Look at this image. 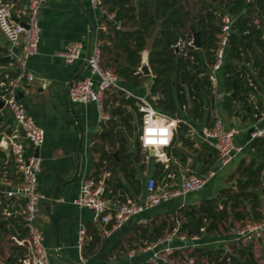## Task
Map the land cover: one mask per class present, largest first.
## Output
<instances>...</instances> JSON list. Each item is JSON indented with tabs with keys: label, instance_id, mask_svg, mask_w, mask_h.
Returning a JSON list of instances; mask_svg holds the SVG:
<instances>
[{
	"label": "crops",
	"instance_id": "crops-1",
	"mask_svg": "<svg viewBox=\"0 0 264 264\" xmlns=\"http://www.w3.org/2000/svg\"><path fill=\"white\" fill-rule=\"evenodd\" d=\"M15 2L17 7H21L27 3V0H15ZM113 19V14L109 13L103 4L94 7L90 0H47L39 13L40 50L28 61L27 67L33 75V80H26L28 92L22 90L23 96L20 99L27 113L45 130V143L39 150L42 170L39 173L38 182L40 190L47 195V198L39 203L37 224L49 248L51 264H139L149 261L150 253L139 250L146 241L137 234L139 227L151 229L154 224H160L165 219L169 221L184 206H197L204 198L218 196L221 188L228 187L227 179L232 175H238L237 169L242 162L248 163L254 158L260 161L263 157L253 148V140L245 147L243 153L219 170L217 152L206 142L201 141L198 136L205 127L213 124L214 115L218 113L226 125L235 126L240 130L235 139L236 143L246 144L249 140L248 134L256 120L250 116L249 109L245 108V100L253 101L264 108V73L261 66H255L253 61L233 60L232 62L238 67L246 70V74L238 84H234L229 90L222 68L218 72V85L213 88L214 101L210 106L205 107L201 118H194L190 105L180 108L183 114L190 117V120L177 122L172 145L165 149H157L155 155H150L149 151L145 152L142 149L141 160H136L132 164L135 172L129 177L118 170L127 188L124 195L127 194L138 202L146 199V182L149 177L153 176L159 183L164 184L165 181L167 183L177 181L182 174L203 175L211 170H218L206 185L208 192L205 195L197 194L199 192L191 193L163 202L134 216L122 227L113 230L109 236H101L100 231L103 226L94 222L93 211L88 207L76 205L74 199L79 193L82 180L93 176L96 171L95 163L99 159V152L95 145L103 142L100 134H103L104 126L108 122L100 123L94 103L78 105L69 101L70 82L75 77L86 75L88 70L83 59L67 64L60 53L67 44L82 40L85 44L83 56H86L96 42L102 45L103 41L99 40L100 32L107 31V23ZM12 48L16 52H21L22 45L12 47L8 38L0 31V77L5 78L6 74L13 76L18 70L9 55ZM262 52L260 47L255 54H261L264 63ZM249 55L252 56V53ZM227 56L228 54L225 63L228 61ZM243 57L246 58L247 55ZM144 58L149 61L148 50L143 52L142 60ZM247 74L257 88L250 86L246 78ZM150 76L154 79L153 74ZM123 81L126 80L120 78V84L132 93L131 98L147 97L153 100L154 97L150 95V92L143 95L133 93L125 87ZM3 89L0 85V95ZM115 92L116 90L108 92L106 97L107 110L111 112V115L112 108L117 106L118 102L113 106L108 105L107 102ZM223 92L225 95L217 99L216 96ZM232 93L236 94L233 113L224 106L227 95L232 96ZM166 114L177 118L176 115ZM13 122L14 119L8 107L5 105L4 108H0V141L3 139L0 152L4 156L0 157V264H18L28 252L26 243L28 232L19 212L23 200L18 196H7V192L14 190L22 180L13 156L5 145ZM180 123L188 127L181 132L186 136V141L180 138ZM256 125L263 128L264 121ZM136 128L135 130L140 132L141 117ZM131 139V149L135 151V139L133 142ZM107 149L110 147L107 146ZM163 153L167 157L166 160H161L159 157ZM146 154H149L148 159L145 157ZM151 158H155L156 161L151 162ZM158 162L161 164L158 165ZM162 165H164V173L161 177H157ZM101 177L104 182L105 179L107 181L113 179L115 175L110 169L104 168ZM105 185L106 183L101 185L102 197L112 201L123 197L120 190L116 193L111 190L105 192ZM109 193L112 195L111 198ZM5 209L11 212V215H6ZM82 227H85L86 234L80 243L79 232ZM16 239L25 243L21 244ZM262 241L255 242V246L259 244L257 246L259 250L263 246ZM130 248L138 249L137 255L132 259L128 256Z\"/></svg>",
	"mask_w": 264,
	"mask_h": 264
},
{
	"label": "built area",
	"instance_id": "built-area-1",
	"mask_svg": "<svg viewBox=\"0 0 264 264\" xmlns=\"http://www.w3.org/2000/svg\"><path fill=\"white\" fill-rule=\"evenodd\" d=\"M46 2L47 0H27L26 4L17 7L15 0L0 1V31L8 38L12 47L22 45L21 52H16L12 48L9 53L18 68L16 74L14 76L4 75L6 81L0 83L4 88L0 97L5 101L14 119L5 145L12 154L22 178L21 183L14 190L7 192V196H18L23 200L19 212L28 232L26 239L28 252L18 264H51L49 248L37 224L39 203L46 199L47 195L39 188L38 176L42 170V159L35 151L45 143V130L27 113L24 103L17 97L18 90L28 92L26 80H33L27 64L29 59L38 54L40 50L39 13ZM90 2L94 7L102 5V0H90ZM215 13L220 17L221 30L218 34L217 47L214 50V62L208 72L212 88L218 85V72L225 64L227 48L236 20V16L229 11H215ZM253 21L255 25H260L259 16H256ZM188 46H194L193 36L179 41L175 48L178 47L180 51ZM84 48V42L77 40L67 44L60 53L67 64L83 59L88 70L86 75L76 77L72 81L68 90V98L71 103L78 105L94 103L100 123H107L112 118L106 106L108 92L122 91L125 98H131L133 95L120 84V77L112 68L103 66L102 51L98 42L92 45L86 56H83ZM246 78L251 87L257 88L249 74ZM10 85L13 86V90L8 91ZM136 104L141 113L139 140L143 151L148 152L150 148H154L157 154V149L170 147L179 119L162 112L150 98L138 97ZM256 109H258L257 106ZM254 116L256 121L250 132L251 136L243 145L235 141L240 130L235 126L226 125L218 113L214 115L213 124L198 133L199 139L217 152L219 170L243 153L245 147L253 140L264 137V127L259 128L256 125L264 121V108ZM161 132L165 134L160 135ZM0 145H3V139ZM145 157L148 159L149 154ZM159 157L161 160L167 159L164 153ZM217 171L211 170L203 175L186 173L180 175L177 181L171 183L165 181L164 184L159 183L153 176L149 177L146 182L147 196L143 202H138L127 194H123V197L116 201L104 198L100 194L101 185L104 182L89 176L82 180L74 203L93 211L94 222L103 226L100 235L106 237L113 230L122 227L134 216L147 209L203 190ZM4 213L11 215L7 209ZM169 221L172 223L168 225L162 236L152 242L144 241L139 248L141 252L150 253L149 261L139 264H244L239 251L245 246L264 240V220L248 223L239 228L233 227L228 232L209 231L207 225L202 226L199 232H191L183 227L184 219L179 213L173 215ZM85 234L86 229L82 227L79 232L80 243ZM18 242L25 243V241ZM209 246L212 248L207 249ZM137 251L138 249L135 248L128 249L130 259L137 255Z\"/></svg>",
	"mask_w": 264,
	"mask_h": 264
},
{
	"label": "trees",
	"instance_id": "trees-1",
	"mask_svg": "<svg viewBox=\"0 0 264 264\" xmlns=\"http://www.w3.org/2000/svg\"><path fill=\"white\" fill-rule=\"evenodd\" d=\"M192 2L197 7L196 13L192 11ZM102 4L114 17L107 23L108 30L101 31L99 35V40L103 41L100 45L103 66L112 68L126 81L138 79L142 75L139 70L142 54L148 50L149 65L154 75L150 89V95L154 97L152 101L170 115H176L178 108L190 105L191 114L198 119L203 116L205 107L214 101L208 72L214 62V50L221 30L220 17L215 11H229L236 16L229 41L228 61L223 66L228 89L231 90L246 74L245 68L238 67L233 60L253 61L255 66H261L264 73L263 56L255 54L260 47L264 54V0H103ZM256 16L260 17V25L254 24ZM193 31H199L202 46H188L177 51L175 45L192 37ZM245 54L246 58L243 57ZM3 81L6 79L0 77V83ZM116 102L118 105L112 108V118L100 134L103 142L95 145L99 159L95 163L93 177L101 181L104 168L110 169L115 177L107 181L105 192L120 190L124 194L127 188L118 170L129 177L135 172L132 164L141 160L140 132L135 130L141 113L137 99L125 98L122 91H116L107 104L113 106ZM234 102L235 98L231 95H227L224 101V106L231 113ZM244 106L253 119L254 114L262 109L248 99ZM187 128L180 125V138L184 141L186 136L181 132ZM131 138L135 139V151L131 149ZM252 146L263 159L242 162L237 169L238 177L231 176L232 181L235 180L234 186L230 184L221 188L218 196L204 198L197 206L188 205L179 209L185 229L199 232L202 226L207 225L209 231H214L221 226H232L234 220L242 221L250 217L256 221L264 220V138H256ZM115 151L117 155L113 154ZM0 157H4L1 152ZM163 169L164 165L157 177L162 176ZM170 223L165 219L151 229L139 227L137 234L141 239L152 242L162 236ZM239 253L244 258V264H259L252 244Z\"/></svg>",
	"mask_w": 264,
	"mask_h": 264
},
{
	"label": "rangeland",
	"instance_id": "rangeland-1",
	"mask_svg": "<svg viewBox=\"0 0 264 264\" xmlns=\"http://www.w3.org/2000/svg\"><path fill=\"white\" fill-rule=\"evenodd\" d=\"M191 7H193L192 8L193 9L192 10L193 13H196L197 7L193 4V2H192V6ZM223 9H225V8H223ZM142 75H143V73H142ZM142 75L140 76V79L138 78V79H133V80H128V81H123V84L125 85V87L130 89L133 93H137V94L139 93V94L143 95L146 92H150V88H151L153 77L150 76V75H145L143 77ZM131 141L133 142L134 139H131ZM261 159H263V157ZM152 161L155 162L156 161L155 158H151V162ZM234 178L236 179L237 175H235ZM227 182H228L227 186L229 187L230 184L235 182V180L232 181V178H229V179H227ZM205 188L203 190H201V192L199 191V193H197V192L196 193L199 194V195H205L208 192V187L206 189ZM231 220H232V217H231ZM232 222H233L232 226H229V225L221 226V228L219 229V232H222V231L223 232H228V231H231L233 227L234 228H239V227L245 226L248 223L258 222V221H256V219L254 217H250V218H246L245 220H242V221L234 220ZM261 243H262L263 246H261L260 250H259V247H257L259 244L255 246V244L253 243L252 245H253L254 256H255L257 262L259 264H264V240ZM211 248L212 247L209 246L207 249H211ZM241 259L244 260V258H242V257H241Z\"/></svg>",
	"mask_w": 264,
	"mask_h": 264
},
{
	"label": "water",
	"instance_id": "water-1",
	"mask_svg": "<svg viewBox=\"0 0 264 264\" xmlns=\"http://www.w3.org/2000/svg\"><path fill=\"white\" fill-rule=\"evenodd\" d=\"M193 45H194L196 48H200V47L202 46V42H201V40H200V34H199V31H193ZM176 50L179 51V48L176 47ZM139 70H140L144 75H152V71H151V68H150V66H149V61H148V59L144 58V59L142 60V63H141V65H140V67H139ZM75 78H76V77H75ZM75 78H74V79H75ZM74 79H73V80H74ZM73 80H72V81H73ZM72 81L70 82V85H71ZM8 89H9L10 91L13 90V86L10 85ZM224 95H225L224 92H223V93H220V94H218V95L216 96V98L219 99V98L223 97ZM22 96H23L22 91H17V97H18V98H21ZM232 96L235 97L236 94H235V93H232ZM5 105H6L5 101H4L3 99L0 98V108H4ZM176 116H177V118H178L179 120H181V121H182V120H185V121H189V120H190V117H189L188 115L183 114V112H182V110H181L180 108L177 109ZM136 129H137V128H136ZM252 130H253V129H251L250 132H251ZM250 132H249V134H248L249 138H250V136H251V135H250ZM39 150H40V148H37L36 151H35V153H36L37 155H39ZM149 153H150V155H155V149H154V148H150V149H149ZM114 155H117V152H114ZM237 180H240V178H238ZM104 183H107V179H105ZM232 185L234 186V185H235V182H233ZM102 191H103V190L101 189L100 194H102ZM111 196H112L111 193H109V197H110V198H111ZM222 202H223V200H222Z\"/></svg>",
	"mask_w": 264,
	"mask_h": 264
},
{
	"label": "clouds",
	"instance_id": "clouds-1",
	"mask_svg": "<svg viewBox=\"0 0 264 264\" xmlns=\"http://www.w3.org/2000/svg\"><path fill=\"white\" fill-rule=\"evenodd\" d=\"M165 133L164 132H161L160 135H164Z\"/></svg>",
	"mask_w": 264,
	"mask_h": 264
},
{
	"label": "bare ground",
	"instance_id": "bare-ground-1",
	"mask_svg": "<svg viewBox=\"0 0 264 264\" xmlns=\"http://www.w3.org/2000/svg\"><path fill=\"white\" fill-rule=\"evenodd\" d=\"M164 157V156H163ZM165 158V157H164Z\"/></svg>",
	"mask_w": 264,
	"mask_h": 264
}]
</instances>
